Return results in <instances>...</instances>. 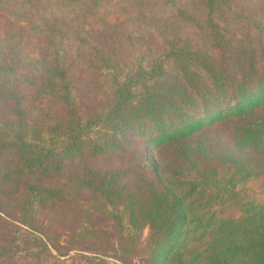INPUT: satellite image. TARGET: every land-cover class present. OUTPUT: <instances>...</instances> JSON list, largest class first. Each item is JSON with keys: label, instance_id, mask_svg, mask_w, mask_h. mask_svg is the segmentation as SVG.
Here are the masks:
<instances>
[{"label": "trees", "instance_id": "trees-1", "mask_svg": "<svg viewBox=\"0 0 264 264\" xmlns=\"http://www.w3.org/2000/svg\"><path fill=\"white\" fill-rule=\"evenodd\" d=\"M0 264H264V0H0Z\"/></svg>", "mask_w": 264, "mask_h": 264}, {"label": "rangeland", "instance_id": "rangeland-1", "mask_svg": "<svg viewBox=\"0 0 264 264\" xmlns=\"http://www.w3.org/2000/svg\"><path fill=\"white\" fill-rule=\"evenodd\" d=\"M166 172L167 174L171 175L173 173L176 174L179 178H181L184 181H192L197 180L200 181L201 179L198 178L197 174L194 170H189L187 165L183 164L181 160L175 159L173 156H166ZM178 173V174H177ZM252 185L248 184L247 188L249 191H251ZM215 192V189L213 187H210L208 183L205 182L202 183V186L196 190L194 193V199H197L199 201H207L211 198H213V193ZM147 237V230L144 232V238Z\"/></svg>", "mask_w": 264, "mask_h": 264}]
</instances>
